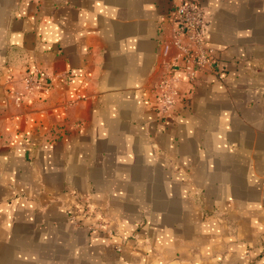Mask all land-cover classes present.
Wrapping results in <instances>:
<instances>
[{
  "label": "crops",
  "instance_id": "0c3cea01",
  "mask_svg": "<svg viewBox=\"0 0 264 264\" xmlns=\"http://www.w3.org/2000/svg\"><path fill=\"white\" fill-rule=\"evenodd\" d=\"M198 3L216 61L162 119L173 0H0V264H264V0Z\"/></svg>",
  "mask_w": 264,
  "mask_h": 264
},
{
  "label": "built area",
  "instance_id": "2783aa9c",
  "mask_svg": "<svg viewBox=\"0 0 264 264\" xmlns=\"http://www.w3.org/2000/svg\"><path fill=\"white\" fill-rule=\"evenodd\" d=\"M171 22L169 40L164 43V53L169 47L174 49L171 61L164 66V76L158 85L157 114L159 118L171 116L174 104L175 85L172 80L173 71L179 70L185 76L193 80L202 71L212 68L216 57L213 50L205 45L203 33L207 15L198 0H173L172 9L168 14ZM46 73L37 68H27L22 78L24 90L27 94L46 91L43 83ZM75 198V204L66 210L67 217L75 226L83 225L90 234L105 232L108 236L114 235L112 229H108L109 220L95 215V209L89 198L77 196L74 191H69ZM141 222H135L129 226L128 233L136 243L140 241L138 230ZM121 250V245L116 248Z\"/></svg>",
  "mask_w": 264,
  "mask_h": 264
}]
</instances>
